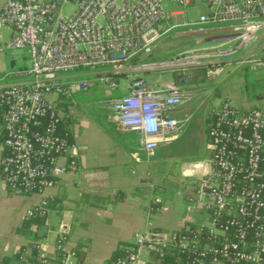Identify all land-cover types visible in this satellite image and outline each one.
Masks as SVG:
<instances>
[{
  "label": "built area",
  "instance_id": "2783aa9c",
  "mask_svg": "<svg viewBox=\"0 0 264 264\" xmlns=\"http://www.w3.org/2000/svg\"><path fill=\"white\" fill-rule=\"evenodd\" d=\"M98 1L6 0L0 6V56L22 50L28 60L27 68L0 74V176L11 195L40 197L26 210V219L46 222L45 189L76 168L67 114L60 106L64 100L95 82L114 89L116 77L123 78L125 94L108 100L112 120L121 132L135 134L145 156L153 158L157 147L191 119H177L176 113L189 101L182 86L190 84L192 72L214 79L238 51L264 37V0ZM165 3L179 9L169 10ZM194 3L205 12L184 20ZM66 6H72L68 15ZM212 25L226 31L216 37L221 45L144 60L169 31L183 28L200 38ZM254 53L236 59V65L261 66L251 59ZM96 68L104 70L92 80L65 77ZM148 74L158 78L150 81ZM162 74L172 80L160 79ZM211 116L207 173L196 179L195 196L187 199L199 205L205 222L189 231L145 228L105 264H264V112L238 109L224 99ZM191 210V204L185 206L187 213ZM61 227L59 222L52 239L48 230L38 233L4 264H81L68 243V230Z\"/></svg>",
  "mask_w": 264,
  "mask_h": 264
},
{
  "label": "crops",
  "instance_id": "0c3cea01",
  "mask_svg": "<svg viewBox=\"0 0 264 264\" xmlns=\"http://www.w3.org/2000/svg\"><path fill=\"white\" fill-rule=\"evenodd\" d=\"M4 1L6 0H0V6ZM195 4L199 3L192 5ZM200 5L204 9L200 14H203L205 7L202 4ZM195 19L196 17L189 21ZM207 28L206 34L200 38L193 36L187 31H177L179 28L169 31L155 45L151 54L147 58H144V60L156 61L176 56L178 53L180 54L190 49L221 45L223 40L216 37L222 34L224 35L226 33L225 29L216 25ZM172 31L177 32L172 37H167V34ZM186 37L193 38V46L182 50L176 49L174 46L180 39ZM21 57L22 64L20 66L16 65V61L11 55L1 57L0 74L10 68V61L13 62L12 69L27 68L23 65L25 61L24 56L21 55ZM241 57L244 58V55L235 56L232 65L238 66L235 60ZM227 72L230 71L227 70ZM145 76L150 81L158 78L157 75L148 74ZM65 77L71 79L74 78V75L68 74ZM190 79L191 83L187 86H182V90L189 96H193L194 101L197 98L196 96H201L203 93L202 86H210L213 83L211 80H215L216 78L208 80L204 77L202 71H194ZM163 80L170 81L172 77L169 76V79L165 78ZM202 81L205 85L202 84ZM236 91L235 89L232 92L233 94L236 93V97L230 94L231 102L236 101L239 105L244 106L245 108L242 110L250 109L253 106L254 108L252 109L259 107L264 112V96H256L249 99ZM119 97L121 96L115 98ZM217 97L219 101H222V98L228 96ZM176 114L177 119H182L184 115H190L192 120L195 116L194 113L185 111L184 107L179 109ZM69 120L65 124L70 134V142L76 149V168L73 172L56 178L53 185L45 189L44 197L48 201L47 207L49 208L47 210L49 211L52 208L54 210L59 209L60 211L61 209V218L63 213H69L70 218L75 217L79 219L80 215L83 218L82 224H85L84 227L71 232L73 235L71 240H69L70 231L68 225V243L71 248L76 250L79 263L105 264L118 250L131 244L135 233L145 228H150L155 231L163 228L168 230V232L192 230L205 222V220L203 222L200 221V214L198 213L191 214V218L184 219L183 221L177 217L173 220H162L159 225L155 226L152 224L151 226L148 220L150 215L164 213L168 216L170 212L167 213L168 208L163 206L159 198L153 195L156 184L152 182L151 174L147 170L149 163H141L142 160L140 157L144 152L139 146V143L136 142V135L131 132H121L112 120L113 131L109 133L105 132L104 135L106 138H110V143L101 144L98 142L99 138L92 134L89 127L82 128L78 132L76 125L71 124ZM205 123L203 134L207 137ZM70 124L72 132L70 131ZM187 124L181 127L177 134L182 132L185 129L184 127H188L189 124ZM177 134L175 135L176 137ZM176 137L170 142L158 146L153 159L144 156V160L153 163L155 157H157L156 155L162 153L165 156H163L161 161L165 163L167 168H171L178 161L186 163L185 160H179V158L169 154L170 145L178 140ZM118 138H121L122 141H119ZM1 139L2 133L0 131V144ZM104 140L107 141V139ZM208 143L209 140L205 141L204 145L211 156ZM1 155L2 153L0 151V159ZM206 160L208 161L209 159L206 158ZM83 176L86 177L85 180L88 184L84 182ZM141 177L151 179V182L142 183L139 181ZM0 184L3 186L1 176ZM6 191L2 192L0 189V264L7 261V263L12 262L16 258V253L26 246L27 242H24L20 238L18 228L23 220L26 219V210L38 204L40 201L38 195L14 196ZM185 198H190V195L185 196ZM72 209H74L75 213H72ZM202 217L204 216L202 215ZM105 221H109V223ZM59 222H61V219ZM43 224L47 226L46 222ZM158 232L161 231L159 230Z\"/></svg>",
  "mask_w": 264,
  "mask_h": 264
},
{
  "label": "rangeland",
  "instance_id": "374dc122",
  "mask_svg": "<svg viewBox=\"0 0 264 264\" xmlns=\"http://www.w3.org/2000/svg\"><path fill=\"white\" fill-rule=\"evenodd\" d=\"M163 6L169 10H178L179 8L163 4ZM72 10V6H66L64 8V15H68ZM203 7L200 4L192 5L184 11V20H192L195 17L203 12ZM186 29H179L177 31H185ZM177 31H172L167 34V37H172L174 33ZM7 34L6 30L1 31L2 37H5ZM193 38L186 37L179 40V42L174 46L176 49L182 50L188 47L193 46ZM171 42V41H170ZM262 47V49H260ZM257 51L255 54L254 52ZM247 52L254 53L251 59L262 62L261 66H257L252 64L251 62H245L243 65L233 66L228 65L224 68L223 72L216 77L215 80H211L213 83L210 86H202L203 93L201 96H196L197 98L193 101V96H190L188 103L184 106L185 111L194 113V117L190 123L188 122V127H184L185 129L177 134L178 140L170 145L169 154L173 157L179 158V160H185L188 162H196V161H207L210 156V152L205 148V141H207L206 135L203 134L204 123L208 121L212 115V111L218 109L220 102L217 96H228L222 98V100L227 99L230 101V94L232 96L233 90H237L236 92L241 93L246 98H253L256 96H264V38L258 41L256 44L249 46L246 49H242L238 51L235 56L244 55ZM179 54V53H178ZM6 55H11V57L16 61V65L20 66L22 57L24 56L25 61L23 65L25 67L28 66V60L25 53L22 50H9L3 52L0 56L5 57ZM161 60V59H160ZM230 66V67H229ZM104 69L96 68V69H85V70H76L74 72H70L68 74L74 75V78L71 80H92L93 74L96 72H100ZM230 71L227 72L226 71ZM10 71V68L3 71L4 73ZM2 72V74H3ZM67 74V75H68ZM64 76V75H60ZM162 80L167 78L169 79V75L162 74L160 78ZM117 87L114 89H110L107 85L101 82H95L92 87H89L85 92H77L71 95L69 100H64L63 104L66 105V114L69 117V121L72 124L76 125V128L79 132L82 128L89 127L92 134L98 137V142L101 144L110 143V138H106L105 132H112L114 127L112 124V116L108 107V100H112L115 97L122 96L125 94V82L121 77H116ZM191 83V82H190ZM202 84L205 83L202 81ZM236 97V93L233 94ZM233 106L238 109H244V106L239 105L236 101L231 102ZM254 108L253 106L250 109ZM256 109H260L259 107H255ZM262 109V108H261ZM73 118V120H71ZM71 124L69 125L70 131ZM206 129L208 128V124L205 123ZM135 135V134H134ZM136 142L137 141V137ZM104 139H107L105 141ZM119 141L122 139L118 138ZM203 140V142H202ZM114 144L116 142L112 140ZM156 151V150H155ZM145 154H141L140 159L141 163H149L147 170L150 172L152 177V182L156 184L154 187L153 195L161 201L162 205L168 208L167 213L170 212V215H166L164 213H155L150 215L148 218L149 222L157 226L160 224L162 220H173L174 218L179 217L182 221L184 219L191 218V214H200V221L203 222L205 220V215L202 209L198 204L190 203L187 201L185 196L190 195V197L195 196V191L193 189L192 181L196 179H183L180 176V164L181 162H175L171 168H167L165 163L162 160V153L156 155L154 162L150 163L144 160ZM155 156V155H154ZM146 157V156H145ZM153 159V158H149ZM169 178V180H168ZM0 189L2 192L6 191L4 184ZM6 189V190H5ZM7 192V191H6ZM201 198H203L201 196ZM191 204V212L187 213L185 211V206ZM49 208V207H48ZM61 211V209H60ZM59 209H49L48 214L46 216L47 226L43 223L39 226L35 227V225L30 226L28 230L25 232H20V238L23 239L24 242L36 240L38 238V233H46L47 230L49 233V238L52 239L54 232L57 229V225L61 219V213ZM77 211V209H76ZM198 211V212H197ZM72 213L74 209H72ZM202 215L204 217H202ZM204 218V219H203ZM83 218L80 215V218L77 219L75 217L70 218L69 223V231L70 236L69 240L73 238L71 232L83 228L85 224H82ZM109 223V221H105ZM168 233L166 229H158V231ZM26 240V241H25ZM17 251V249H16Z\"/></svg>",
  "mask_w": 264,
  "mask_h": 264
},
{
  "label": "water",
  "instance_id": "95a60500",
  "mask_svg": "<svg viewBox=\"0 0 264 264\" xmlns=\"http://www.w3.org/2000/svg\"><path fill=\"white\" fill-rule=\"evenodd\" d=\"M98 2L101 3L102 0H99ZM9 67H10V69L13 68V62L12 61H10ZM209 149L212 150V148H210V147H209ZM206 173H207V161H196V162H188V163L186 162V163L180 164V176L183 179H190L192 181V179L195 178L198 180V179H200V177L206 175ZM97 174H94V175H97ZM90 176H92V175H90ZM85 178L86 177L83 176L84 182L86 184H88V182L85 180ZM139 181L142 183H150L151 179L141 177L139 179ZM192 183L194 185L195 180L192 181ZM203 192L206 193L207 190L204 189ZM69 219H70L69 213H63L62 218H61V223H62L61 230L62 231L68 230Z\"/></svg>",
  "mask_w": 264,
  "mask_h": 264
},
{
  "label": "trees",
  "instance_id": "16d2710c",
  "mask_svg": "<svg viewBox=\"0 0 264 264\" xmlns=\"http://www.w3.org/2000/svg\"><path fill=\"white\" fill-rule=\"evenodd\" d=\"M60 106L62 107V110L66 113V109H67L66 105L64 106V104L61 103ZM211 118H212V116H211V117L209 118V120L207 121V124H209V122L211 121ZM64 119H65V122H68L67 120L69 119V117H68L67 115H65V118H64ZM1 140H2V139H1ZM43 222H44V220H41V219H35V218L24 219L23 222L21 223L20 227L18 228V231L25 232L26 230H28V228H29L30 226H33V225H35V226H39V225L42 224ZM194 229H195V228H194ZM192 230H193V229H192ZM187 231H189V230L187 229ZM19 253H20V251H18V252L16 253L15 256H17ZM116 255H118V252H116V254L113 255V257H111V258H114ZM15 256H14V257H15ZM7 262H8V261H7ZM7 262H2V264L7 263Z\"/></svg>",
  "mask_w": 264,
  "mask_h": 264
}]
</instances>
